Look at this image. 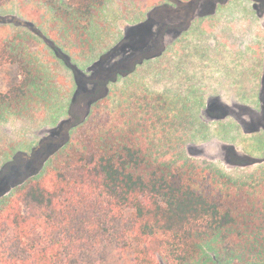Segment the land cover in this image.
<instances>
[{"label": "trees", "instance_id": "16d2710c", "mask_svg": "<svg viewBox=\"0 0 264 264\" xmlns=\"http://www.w3.org/2000/svg\"><path fill=\"white\" fill-rule=\"evenodd\" d=\"M14 1L0 0V7ZM237 1L158 0L88 69L75 55L78 46H94L107 0H41L66 50L30 20L0 11V71H7L0 117L20 113L43 79L41 55L20 31L36 34L75 84L70 99L61 94L55 134L0 167V264H264V179L234 180L207 160L161 162L139 112L127 114L132 106L124 109L118 100L107 116L99 110L113 102L119 80L153 66L203 26L215 28L222 16H233ZM249 1L264 15V0ZM7 28L12 32L4 34ZM247 48L262 70L252 105H243L259 112L264 125V30ZM157 99V120L174 117L169 101ZM253 130L254 139L261 133ZM229 148L232 163L264 160V150Z\"/></svg>", "mask_w": 264, "mask_h": 264}, {"label": "rangeland", "instance_id": "374dc122", "mask_svg": "<svg viewBox=\"0 0 264 264\" xmlns=\"http://www.w3.org/2000/svg\"><path fill=\"white\" fill-rule=\"evenodd\" d=\"M107 2L106 8L99 12L94 46L89 49L81 44L77 48L81 51L75 59L85 69L117 43L128 26L145 20L148 10L159 3L158 0ZM237 4L239 9L233 10L235 17L222 16L215 28L203 26V33L197 32L192 39L181 42L175 46V51L153 66H145L140 73L119 80L113 86L115 99L108 104L103 102L99 110L107 116L117 107L118 100L123 101L124 109L132 106L127 114L139 112L138 118L146 127L147 144L161 162L180 165L185 160H207L227 177L259 183L264 179V160L246 166L228 160L234 151L229 149L231 146L240 154L264 150V127L253 139V133L249 132L252 129L231 111L237 107L236 112L243 114L242 119H250L253 110L243 104L252 105L248 98L254 95L250 89L248 67H242L235 59L233 45L264 30V15L257 16L249 0H238ZM0 11L6 12V16L13 14L20 20H30L59 46L69 48L67 40L61 39V33L53 29V12L41 0H15L0 7ZM9 32L12 30L7 28L4 34ZM19 33L26 44L33 46L31 51L41 55L38 61L44 63L43 79L41 85L35 87L38 95L31 98L20 113L5 112L0 117V167L16 153L31 150L42 138L55 134L54 129L62 118L61 94L68 100L75 90V84L63 73L61 61L47 45L32 31ZM217 66L220 73L215 71ZM0 90H7V71L4 69L0 71ZM159 97L169 101L173 107L170 114H175L174 117L164 115L157 120L158 109L155 112L153 106L158 104ZM214 99L216 104L212 108L219 103L226 105L228 101L232 105L227 112L230 115L222 117L226 112L218 108L214 115L208 113L206 104L211 106ZM141 104L143 106L139 107Z\"/></svg>", "mask_w": 264, "mask_h": 264}, {"label": "crops", "instance_id": "0c3cea01", "mask_svg": "<svg viewBox=\"0 0 264 264\" xmlns=\"http://www.w3.org/2000/svg\"><path fill=\"white\" fill-rule=\"evenodd\" d=\"M258 32L260 31H257L252 35L250 34L251 36L247 38L245 42L234 43L232 50L235 59L240 61L242 67H248L250 89H253L252 92H254V94H256L255 92L258 90L257 78L259 77L260 73L258 69L262 63L257 59L258 56H256L251 50H248L247 46L249 42L255 38ZM220 70L221 69L218 66L215 68V71L218 73H220ZM248 99H253V96H250Z\"/></svg>", "mask_w": 264, "mask_h": 264}, {"label": "flooded vegetation", "instance_id": "af4514ba", "mask_svg": "<svg viewBox=\"0 0 264 264\" xmlns=\"http://www.w3.org/2000/svg\"><path fill=\"white\" fill-rule=\"evenodd\" d=\"M261 68V69H260ZM259 68V70H262V66ZM256 93V92H255ZM255 96V94L253 95V97ZM218 103V102H217ZM214 104H216V100L214 99L213 101H212V104H211V106H209L208 104H207V108L206 109H208V107H209V110L210 111H207L208 113H213V115L215 114V112H216V109L218 108V109H222V110H224L226 113H224V114H222V117H225V116H228V115H230L229 113H227L228 111H230L229 109H230V107L228 108V106H226L225 104L223 105V104H220L219 103V106H217L216 105V107L214 106L213 108H212V106L214 105ZM237 108V107H236ZM236 108H231V111H234L236 114H238L240 117H241V120H244V119H242V116L241 115H243L242 113H239V112H236ZM238 108H240V107H238ZM254 112V113H253ZM251 111V120L252 119H254L256 122H257V124H251V123H248V122H244V121H242V122H244V124H246L247 125V127H250L252 130L251 131H249V132H253L254 130L253 129H257V130H260L261 128L263 129V127H264V125L263 124H260V123H258V115L256 116V114H258L259 112H257V113H255V111ZM221 117V118H222ZM255 127H257V128H255ZM259 128V129H258ZM264 130V129H263ZM230 149V148H229ZM231 150V149H230ZM233 151V150H232Z\"/></svg>", "mask_w": 264, "mask_h": 264}]
</instances>
